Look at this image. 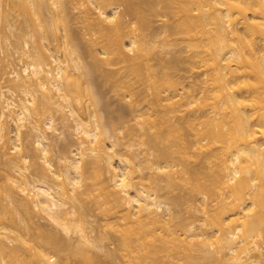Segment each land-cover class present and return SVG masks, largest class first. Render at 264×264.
<instances>
[{"label": "bare ground", "instance_id": "bare-ground-1", "mask_svg": "<svg viewBox=\"0 0 264 264\" xmlns=\"http://www.w3.org/2000/svg\"><path fill=\"white\" fill-rule=\"evenodd\" d=\"M80 1L0 0L4 264H264V0Z\"/></svg>", "mask_w": 264, "mask_h": 264}, {"label": "rangeland", "instance_id": "rangeland-1", "mask_svg": "<svg viewBox=\"0 0 264 264\" xmlns=\"http://www.w3.org/2000/svg\"><path fill=\"white\" fill-rule=\"evenodd\" d=\"M83 0H81L80 2H82ZM9 31H10V29H8ZM8 30H4L3 32H6V33H4L5 35L4 36H10L9 35V32H8ZM8 33V34H7ZM2 35H3V33H1ZM7 34V35H6ZM11 35H12V33H10ZM4 36H2V40H1V44H0V46H1V53H2V56H9V53L11 54V53H13L14 54V57H15V55H16V53H14L13 51H12V49L13 48H11L12 47V45L11 44H9V43H12V41H8L9 39H14L15 38V36H13V38L10 36V37H4ZM4 39H6V41L4 40ZM8 39V40H7ZM15 40V39H14ZM13 40V41H14ZM5 43V44H4ZM7 45L9 46V48L7 47ZM8 50V51H7ZM11 51V52H10ZM8 55H7V54ZM13 54H12V57H10V59H13L14 60V57H13ZM172 55H174V51H167V52H165V58L166 59H172L173 57H171ZM17 56V55H16ZM8 57V58H9ZM18 57V56H17ZM16 61H17V58L14 60V62L16 63ZM19 62L17 61V63H16V66H15V64L13 63V65L14 66H11V67H7L4 71H5V73L7 74V76H6V74H5V77H7V79H10V78H12L11 76V72L13 71V70H18V69H20V64L22 65V63H19ZM186 65L187 64H185V65H182V67L183 68H185L186 67ZM185 66V67H184ZM15 68V69H14ZM8 69V70H7ZM7 71V72H6ZM186 70H183V73L185 72ZM8 75L10 76V78H8ZM10 82H8L7 84H9ZM101 89V92L105 95H103V99H102V102H101V104H102V108H101V110H102V114L103 115H105V116H107L108 114L107 113H111L110 115H111V118H108V120H115V118H117L118 117V114H119V111H123V113H124V115L127 117V118H131V113H128V111H129V108H128V104L126 103V102H124V103H120V99L117 97V95H116V93H115V91L114 92H112L113 90H112V88H110V86H108L107 85V87L106 86H103V87H101L100 88ZM104 90V91H103ZM106 93V94H105ZM113 93V94H112ZM119 101V102H118ZM122 102V101H121ZM121 104H123L122 106L123 107H121ZM115 106V107H114ZM115 108V109H114ZM122 108V109H121ZM113 112V113H112ZM127 112V113H126ZM114 113H116V114H114ZM118 113V114H117ZM116 115H117V117H116ZM109 116V115H108ZM113 116H115V117H113ZM117 121H119V120H117ZM116 120H115V122H117ZM27 128V127H26ZM26 128H24V130L26 129ZM24 130H23V132H24ZM26 131V130H25ZM24 136H25V134H24ZM26 137V136H25ZM25 140H26V138H25ZM24 142H26V141H24ZM5 160H7L6 159V157L5 156H2V155H0V168L1 169H4L3 167H7L6 165L7 164H5ZM5 165V166H4ZM7 169V168H6ZM6 169L5 170H2L3 171V174H0V181L1 182H3V181H5V178H6V174H7V172H6ZM2 173V172H1ZM11 174V173H10ZM12 175V174H11ZM4 202H6L5 200H4ZM6 204V203H5ZM1 216H3V217H1ZM4 213H2V214H0V264H4V261H5V259H6V254L8 253V243H7V246H6V243H4V242H9V244H13V245H19L22 241H24V240H22L21 241V238L23 237V239L24 238H26V242L28 243H26L27 244V246H32L33 245V243L34 244H37L38 245V243H40L37 239H39V237L37 238V236H41V235H39L38 234V225L37 224H48L47 226H45L46 228L48 227V228H53V226H52V223H51V221L49 220H46V219H42L41 217H35V219L32 221H29L28 223H30L31 224V227H27L26 228V226H24L23 225V227H22V224H20L21 225V228H18L19 229V231H17V232H19V235H20V237H11L10 239H7V237H6V235L7 234H9V229L8 230H6L5 228H3L4 226H12L11 225V221L9 222V220H11V218L10 219H8V217H9V214L7 215V217H5L4 218ZM5 219V220H4ZM39 222V223H38ZM30 224H28V226H30ZM36 224V225H35ZM20 225H19V227H20ZM35 225V226H34ZM18 227V226H17ZM25 227V230L23 229ZM32 227H33V229H32ZM32 230H31V229ZM41 228V227H40ZM28 229H30L31 231L30 232H27V230ZM42 229V228H41ZM40 229V230H41ZM26 231V232H25ZM14 232V231H13ZM13 232H10V234L12 235V233ZM16 232V231H15ZM14 232V233H15ZM40 232V231H39ZM7 233V234H6ZM28 233H30V235L28 234ZM35 233V234H34ZM9 234V235H10ZM27 234V235H26ZM37 234V235H36ZM16 235V234H15ZM21 235H23L22 237H21ZM32 235H34V236H32ZM29 237V238H28ZM31 237L33 238V239H35V241L37 240L38 242L36 243L35 241H31L32 242V245L30 244V242H28L29 241V239L31 240ZM36 237V238H35ZM19 239V240H17V239ZM32 239V240H33ZM40 241H41V238L39 239ZM13 241H16L17 243H14ZM21 241V242H20ZM108 241H110L109 239L108 240H104V242H102V244L104 245V243H106L105 245L106 246H108L107 248H109L110 247V249H113V247L115 246V244H114V246H113V244H112V241L111 242H108ZM25 242V241H24ZM24 242H22L23 243V246L20 244L19 245V247L20 246H22V247H24L25 246V244H24ZM112 244V245H111ZM34 246V245H33ZM36 246V245H35ZM111 246H113V247H111ZM17 248L19 251H20V248ZM21 247V248H22ZM26 247V246H25ZM23 248V250L25 251V253H27L26 255H28L29 256V253H30V249L29 250H25V249H28L27 247L26 248ZM29 251V252H28ZM21 253H24L23 251H22V249H21V251H20ZM47 252H49L48 250H46L45 251V253L46 254H48ZM98 252V253H97ZM100 252V253H99ZM24 253V254H25ZM69 253V252H68ZM70 253H72V252H70ZM69 253V254H70ZM96 253L98 254V255H100V257H104V253L103 254H101L102 252L99 250V251H96ZM49 255V254H48ZM51 256H52V254H50ZM74 255V254H73ZM103 255V256H102ZM106 255V254H105ZM75 256V258L76 257H78V255L76 256V255H74ZM119 256V257H118ZM122 256V255H121ZM120 256V254H119V252H118V254L117 253H114V256H107V258H106V256H105V258H103L104 260H105V262L107 261V263L108 264H113V262H115L116 261V263H114V264H124L125 263V261H124V259H123V256L121 257ZM48 257V256H47ZM50 257V256H49ZM113 257V262L111 261V258ZM71 258L72 259H74V257L72 256V254H71ZM77 259V258H76ZM76 259L73 261H71V262H69V264H76ZM114 259H115V261H114ZM54 260H57L56 258L54 259ZM59 260V259H58ZM66 261V258H61V264H68V260L66 261L67 263H65V261ZM78 262H77V264H83V262H82V258L80 259V256H79V258H78ZM103 260V261H104ZM60 261V260H59ZM81 262V263H80ZM104 262V263H105ZM117 262H119V263H117ZM107 263H105V264H107Z\"/></svg>", "mask_w": 264, "mask_h": 264}]
</instances>
